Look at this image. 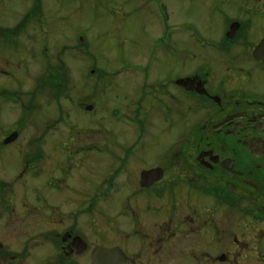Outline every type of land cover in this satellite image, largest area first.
Instances as JSON below:
<instances>
[{"label":"flooded vegetation","instance_id":"flooded-vegetation-1","mask_svg":"<svg viewBox=\"0 0 264 264\" xmlns=\"http://www.w3.org/2000/svg\"><path fill=\"white\" fill-rule=\"evenodd\" d=\"M234 22L239 28L230 33ZM250 26L232 20L217 38L194 30L198 51L182 47L189 59L175 77L168 66L165 77L152 78L155 56L138 65L143 76L135 84L133 126L143 136L157 123L155 115L162 129L177 127L180 119L181 140L141 166L120 153L109 166L102 158L99 181H79L84 190L68 182L69 164L53 162L35 189L45 204L27 207L22 220H14L34 233L17 251L0 240V262L92 264L97 249L117 248L124 255L120 264H264V62L253 51L264 35L251 40ZM142 136L124 154L142 151ZM15 142L1 141L0 154ZM34 144L23 172L43 176L52 152ZM51 148L57 153V145ZM63 181L69 205L56 203ZM50 195L54 204H47ZM111 200L116 205H107ZM110 214L114 240L107 234Z\"/></svg>","mask_w":264,"mask_h":264},{"label":"rangeland","instance_id":"rangeland-1","mask_svg":"<svg viewBox=\"0 0 264 264\" xmlns=\"http://www.w3.org/2000/svg\"><path fill=\"white\" fill-rule=\"evenodd\" d=\"M232 20L251 23L257 36L250 32V38L259 39L264 0H0V142L19 132L0 154V190L7 186L0 192V240L7 248L17 251L18 243L34 233L14 220H22L27 207L45 204L35 189L48 178L53 162L69 164L68 182L84 190L79 181L90 176L99 181L96 175L106 165L102 158L109 166L120 153L141 166L181 140L180 119L177 127L162 129L163 120L155 115L157 123H149L143 136L133 126L135 84L143 76L138 65L155 56L152 78L165 77L168 66L174 76L189 59L184 47L193 53L199 48L189 28L217 38ZM3 32L11 35L5 41ZM88 104L91 111L85 110ZM139 136L144 149L124 154ZM36 142L52 152L43 176L23 172ZM102 144L109 154L100 150ZM62 183L56 203L69 205ZM45 198L55 203L54 195ZM111 201L107 205H116ZM115 220L110 214L107 234L113 240ZM126 244L131 249V241Z\"/></svg>","mask_w":264,"mask_h":264},{"label":"water","instance_id":"water-1","mask_svg":"<svg viewBox=\"0 0 264 264\" xmlns=\"http://www.w3.org/2000/svg\"><path fill=\"white\" fill-rule=\"evenodd\" d=\"M239 28V23L234 22L231 25L230 33H233L236 29ZM254 51V57L264 62V39L257 45ZM185 80H179V84H183ZM93 108L92 105L86 106V110H91ZM18 132L11 133L5 140L4 143H10L17 139ZM152 171H147L146 173H151ZM93 255V263L92 264H120L124 255L119 252L117 248H99L94 252ZM107 260V262H106Z\"/></svg>","mask_w":264,"mask_h":264},{"label":"trees","instance_id":"trees-1","mask_svg":"<svg viewBox=\"0 0 264 264\" xmlns=\"http://www.w3.org/2000/svg\"><path fill=\"white\" fill-rule=\"evenodd\" d=\"M55 78L57 79V76L56 75H55ZM62 79H64V78L62 77ZM59 86H61V84Z\"/></svg>","mask_w":264,"mask_h":264}]
</instances>
